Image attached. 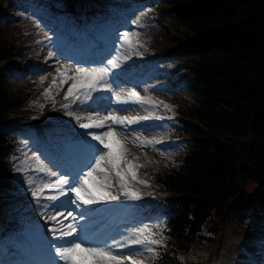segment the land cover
I'll return each mask as SVG.
<instances>
[{
  "label": "trees",
  "instance_id": "1",
  "mask_svg": "<svg viewBox=\"0 0 264 264\" xmlns=\"http://www.w3.org/2000/svg\"><path fill=\"white\" fill-rule=\"evenodd\" d=\"M165 2L156 26L169 23L181 35L144 46L146 56L160 58L192 39L203 40L187 55L164 59L169 85L196 96L189 104L172 101L178 106L174 138L184 150L172 166L154 161L149 170L169 198L163 223L168 246L160 261L178 264L186 252L224 242L223 222L246 214L241 204L251 205V185L264 189V0ZM6 7L7 0H0V10ZM9 45L0 29V67L15 58ZM21 102L9 96L8 78L0 72V121ZM12 148L13 138L0 123V180Z\"/></svg>",
  "mask_w": 264,
  "mask_h": 264
},
{
  "label": "snow or ice",
  "instance_id": "2",
  "mask_svg": "<svg viewBox=\"0 0 264 264\" xmlns=\"http://www.w3.org/2000/svg\"><path fill=\"white\" fill-rule=\"evenodd\" d=\"M139 37L140 34L135 31H124L117 34V39H122L123 41L120 47H127L132 50L144 46ZM37 43L40 44L42 41H37ZM53 55L54 53L50 50L48 52L49 58ZM120 60L121 57L117 55L114 58L107 59L104 62L105 66L102 67H74L72 64L60 63L58 61L60 66L56 68V75L53 76L51 85L45 89L44 95L55 102L54 97H51L52 89H60L62 85L68 84L69 81H71V84L67 88L64 99L69 100L71 98L73 102L81 101L83 103L90 100L93 91H111V87L107 81L112 74V70L120 67ZM70 73H74V75H70ZM44 79L46 77L41 78L42 83ZM82 97L83 100H81ZM115 99L116 102L124 104L130 102L140 105L153 103L150 99L141 97L135 90L127 94V99H123L120 95H116ZM63 107L68 109L70 104H65ZM67 114L73 115L72 112H68ZM151 118V116L121 118L113 113H108L102 119L88 116L86 118L87 122H81V117H75L79 122V127L82 129L95 128L105 130L101 133L85 134L86 136L91 135V139L97 141L98 144L85 141L89 155L79 171L65 173V175L59 176L55 183H43L36 188L30 189L36 204L45 211L49 208H59L61 206L40 205V198L48 189L59 190L54 195L44 197L49 201H57L61 196H67L70 191L74 194L72 203L79 201L84 205H98L115 202L120 199V196L114 194L112 191L115 187L114 180L118 183L124 197L132 200L141 199V193L133 186V182L145 187H150V185L146 179L138 178V169L144 167V165L135 163L134 160L127 158L128 150L125 144L129 133H126L125 130L131 124H137L142 119L148 120ZM157 119H160V117H157ZM113 125L121 126V131H117ZM122 132L125 133L123 139H121ZM132 142L138 147L159 143V141L142 140L139 136H135ZM161 154L163 155V153ZM134 159L138 160V158ZM40 171H43V169H40ZM50 175H56V173H50ZM27 183L31 185L33 181L29 180ZM65 185H70L67 191L62 190ZM44 214V212H41L42 216ZM59 215L62 216L64 213L61 211ZM68 216L71 217L72 221L76 220V217L71 212L68 213ZM49 219L59 225L58 228L54 227L50 231L56 240L62 241L59 244H50L48 254L53 257L51 264H143L142 260L133 259V255L136 253L129 252L121 255L116 253V249L140 246V252L147 251L155 257L159 255L157 248L164 246L163 238L156 239V233L148 226L139 228L132 238L120 243L108 240L92 241L88 238L86 234L87 230L83 226L80 228V232L83 235H77L78 228L76 223L64 224L56 214H52ZM156 227L159 228L160 225L157 224Z\"/></svg>",
  "mask_w": 264,
  "mask_h": 264
},
{
  "label": "rangeland",
  "instance_id": "3",
  "mask_svg": "<svg viewBox=\"0 0 264 264\" xmlns=\"http://www.w3.org/2000/svg\"><path fill=\"white\" fill-rule=\"evenodd\" d=\"M35 1L36 0H10L7 3V7L9 9H10V5H11L10 13H6L5 15L0 16V22H2L4 24V25L0 24V26L5 29L6 34L8 35V38L14 42V47L16 48L17 52H21V56H23V58L17 59V65L16 66L13 65V67H11L7 71L8 74H10L14 77H16L17 75H21V73L22 74L28 73V70L24 68V62L25 61H29L31 63L34 62L35 64L38 63L37 69H39V70L43 69L42 67L45 66V63H42V61L44 59L49 58L48 52L51 50L54 53L56 50L61 49L63 44L69 45L70 43L67 42V40H69V39H70V41L72 39L77 40L76 43H77V45H79V44L91 42V40L93 39L94 36H95V39L98 41L102 38L101 36L98 37L95 34V29H97V30L102 29L101 28L102 26L98 25V24L102 23V22H98V18L101 15L99 12L97 14L98 17H92L93 21L86 23L84 27L81 25L79 16L74 17L72 23L69 21H66V24H68V25L71 24L72 27H83V29H81V31L78 32L80 34L77 33L74 36L73 35L71 36V34H70L69 36L62 37V36H60V32H62L64 30V25L62 26V22L63 23L65 22V20L68 18L69 14H71V15L73 14L72 11H70V9H67L64 12V16L60 15L59 18H56V19L53 18L54 19L53 21H52V19H48L47 22H43V18H39V17L40 16L45 17L48 13H50L52 11V9H54L55 7H58V4L44 5V9H42V7H41L42 5L36 4ZM143 1L144 0H142V2ZM131 2H132V4H134L133 1H131ZM148 2H149V4H148L149 8H152L157 4V0H148ZM69 3L66 4L68 7H69V5H68ZM31 4H33V6ZM33 10H35V11L37 10L38 12H40L38 17L36 15H34L35 13ZM112 12H114V11H112ZM129 12L132 15V17L129 16L131 23H128L127 21H122V23L119 25V27H121V31L122 32H124V31H130V32L141 31L142 33L138 32V33H141V35H140L141 39L142 38L146 39L150 32L147 31L149 29V26L146 25V23H145L144 15L141 14L140 11L133 10V8H131V10ZM109 15H110V12L109 13L107 12L106 17H109ZM119 18H120V16H119ZM37 25H39V27H37ZM180 31L181 30H179V31L175 30V27H168L167 30L165 31V33L167 35H169L170 38H172V37H175L176 35L178 36ZM102 35L104 36L105 34H102ZM76 37H77V39H76ZM151 37H152V34L149 36L148 39H150ZM152 38L153 39L159 38L158 33L153 32ZM34 39L36 41H42V43H40V44L35 43L36 45L39 46L37 48H35V46L32 45ZM167 39H169V38H167ZM166 41H168V40L161 39L160 41H157L156 46H158V42H160V44H162V43H165ZM122 43H123V41L121 39L120 45ZM45 47H47V49ZM44 48H45V50H44ZM118 55L121 57L120 67L118 69H120L121 73H124V75H126L127 77H130L132 80V83L135 84V86H129L130 89H127L126 90L127 92L122 91V92L118 93V95H120L123 99H127V94L133 90L138 92L140 94V96L145 98V99H148V97L150 95H152L151 92L155 91V90H163L164 88H166L168 91H171L170 88L167 87V85H165L159 79V76L157 75V73L153 72L151 67H146V66L144 67V65H142V64L134 67L133 63H130L127 47H125V48L120 47L118 50ZM125 57H127V58L125 59ZM15 64H16V62H15ZM46 65H50V64H46ZM55 70H56V68L53 71H51L50 73H48V74H50L48 76V77H50L49 80L46 81L48 83V87L52 83L53 76L56 75ZM31 71H35V69H33ZM70 75H74V73H70ZM14 79H15V81L13 83L10 82V88H11L12 94L14 96H23L24 91H25L23 80L18 81L17 78H14ZM28 79L29 78H27L26 81ZM69 86H70V84H64L61 86L60 89H58V88L52 89L51 97H54L55 102H53V100L51 98H46L44 95V92H43L35 98L34 102L28 103L24 108L16 110L13 113L7 115L5 117V120L9 124H11L17 128L18 132L20 133L21 137L24 140L28 138L23 134L25 129H31L35 132L41 133V130L39 129V121L42 118H47L48 114L51 112V109L55 104H58L60 107H63V104H70V106H71V103H72L71 99L70 100L64 99L67 88ZM172 92H173V95H176L180 98L186 97L184 92H177V91H172ZM170 95H172L171 92H169L167 96H170ZM60 97H63V99L65 100L63 102H65V103L62 102L63 103L62 104L59 101ZM41 105H43V107H41ZM136 111L138 113H141L142 111L151 113V112H153V107L152 106L149 107V105L143 104V105H140L139 107H137ZM75 114H76V117L79 116L82 118L81 122H84L86 120L85 111H81V112L76 111ZM100 119H102V117H100ZM74 124L77 125V124H79V122L76 121ZM154 129H157V128H154L153 126H151L150 130L145 135H144V133H139V135H143V136L150 135V134L154 133ZM161 132H163V131L161 130ZM26 133H27V131H26ZM121 139H123V138L121 137ZM132 140H133V138H128L125 146L128 150V153H127L128 159L134 160V162L137 163L134 158L136 156V152L138 151L137 149H139L140 147L136 146V144H134L132 142ZM76 141L77 140H75L74 142H76ZM152 154L158 155L159 159H163V157L161 156V147L153 148ZM138 178L139 179H146L148 181V184L150 185V187H145L144 185L136 184L135 182H133V186L135 188H137L141 194L149 195L148 193L152 190V188L154 187V184L149 179H147L143 174H140L139 172H138ZM113 183L115 185L113 192H115L119 189V185H117V182L115 180L113 181ZM49 202H51V201H49ZM84 210L88 211L89 206H87ZM43 212L45 213L43 216L42 215L38 216V220L42 223L46 222L48 216H51L53 213L52 212V213L47 214L48 210L47 211L44 210ZM56 215H59V214H56ZM80 220H84V217L80 218ZM68 223H76V225H79V220H75V221L71 220ZM151 223L152 222H149V223L146 222V224H151ZM23 224L24 223H22V225ZM145 226H147V225H143V227H145ZM148 227H150V226H148ZM136 232H137V230L134 231L132 234H130V233L123 234L122 235L123 238H122L121 243L132 238L133 234ZM123 249H125L124 254H127L129 252L136 253L133 255V259L142 260L143 264H152L153 263L154 257L152 256V254L147 252V251L140 252L139 251L140 246H133L132 248H123ZM245 253L252 256V257H256L254 253L251 254L248 251H246ZM121 255H123V254H121ZM263 263H264V261H263ZM240 264H244V263H240Z\"/></svg>",
  "mask_w": 264,
  "mask_h": 264
}]
</instances>
